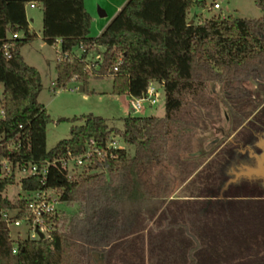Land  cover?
<instances>
[{
	"label": "trees",
	"instance_id": "16d2710c",
	"mask_svg": "<svg viewBox=\"0 0 264 264\" xmlns=\"http://www.w3.org/2000/svg\"><path fill=\"white\" fill-rule=\"evenodd\" d=\"M29 2L41 5L43 41L54 45L60 39L61 54L79 46L103 47L102 62L93 72L75 58L58 59L57 87L75 76L85 87L90 77L108 74L113 94L140 97L151 80L159 81L164 116H128L122 129L109 128L104 117L92 113L60 118L72 123L69 137L47 149L51 117L38 100L41 76L20 52L35 36L24 9ZM194 2L126 0L93 37L83 0H0V157L12 164H41L79 156L91 147L90 140L105 148L111 132L134 147L132 156L125 148L93 155L71 176L54 161L45 178H21L23 191L52 187L60 201H79L83 209L66 230L52 232L51 239H13L0 219V264H264V252L257 251L244 262L227 260L239 236L264 230L263 178H234L227 171L231 162L253 165L255 157L232 156L238 144L231 142L217 151L219 156L202 157L201 151L193 156L191 151L200 115L210 114L220 100L208 92L209 83L220 84L226 94L224 104L240 141L254 143L264 129V118L243 125L264 104V0H254L262 12L259 18L213 16L196 24L186 20ZM16 33L23 35L13 38ZM250 80L257 82L253 89L244 85ZM10 139L14 148L8 147ZM14 181L13 173L0 174V208L25 209L24 197L11 200L3 193ZM176 188L193 199L167 201ZM219 242L228 248L215 257L210 249ZM95 253L104 260L97 261Z\"/></svg>",
	"mask_w": 264,
	"mask_h": 264
},
{
	"label": "rangeland",
	"instance_id": "374dc122",
	"mask_svg": "<svg viewBox=\"0 0 264 264\" xmlns=\"http://www.w3.org/2000/svg\"><path fill=\"white\" fill-rule=\"evenodd\" d=\"M203 1V4L194 2V4L189 8L191 13L201 14L204 18H210L212 14L218 13L219 10H208L211 6L213 0H196ZM221 5V11L226 14H231L234 16H239L242 18H259L256 12L259 13V8L255 5L254 0H216ZM101 4L98 0H91V7L93 8V14L98 20L97 15V5ZM28 21L31 24V33H35L33 39L23 45L20 52L25 60V62L33 67H35L41 76L42 90L38 95V100L42 103L47 112L51 117V121L46 126V148L51 149L59 140L66 139L69 137V129L72 125L71 122L65 120H59L60 118H72L74 116L79 117L83 114L92 113L94 115L102 116L106 119L109 128H123V119L128 116H151V115H161L164 109V90L163 87L157 84L159 98L157 102L153 105H149L147 102L144 103V108L133 112L130 107V102L128 96L115 95L111 91L112 76L104 75L103 77H90L83 88L79 91V86L81 83L74 81L73 78L70 80L65 87L56 86V69L55 65L58 61L59 43L54 45H49L43 41L42 36V12L39 8H31L29 4L25 6ZM32 19V21H31ZM94 18L91 16L90 31L92 36L97 35L96 26L97 23L94 22ZM22 36L23 34L20 33ZM99 35V34H98ZM11 35L9 34V37ZM100 51V48H97ZM103 50V49H102ZM93 57V55H92ZM93 72V71H90ZM244 85L247 88L253 89L254 84L252 81L245 82ZM3 87L0 84V98L2 95ZM208 92L212 96H217L220 98L218 104L213 105L210 114H201L198 122V129L194 131V135L191 138V151L193 156H198L200 151L202 152V157L205 156H219L217 149L219 146L226 142L228 137L238 138L232 132V125L229 121L225 120V113H228V108L225 106L224 100L226 99V94L221 89L220 84L208 85ZM250 110V108H248ZM229 114V113H228ZM264 118V104L254 112L251 120L259 124L261 119ZM79 124L81 122H75ZM264 139V134H262ZM217 139V140H216ZM2 136H0V141ZM108 141H111L115 145H119L125 148L127 154L132 156L134 153V147L124 143L123 139L116 132H111L109 134ZM208 145V147H206ZM190 156L191 153L189 154ZM234 166H229L228 171L230 175L241 176H257L255 173H249V170L245 166L235 167V164L231 162ZM70 167H73L71 165ZM81 167L75 166L72 170L79 171ZM260 174L264 175V171ZM264 180V177H263ZM264 182V181H263ZM262 183H260L261 185ZM3 193L11 200H16L27 193L20 188L19 181L16 179L12 184H9ZM57 196L58 193L53 191L50 196ZM58 199V198H57ZM60 208L61 214V226L60 228L64 231L68 228L69 222L74 215L81 214L82 204L79 201H59L56 204ZM10 235L15 239L16 235H24V226H14L9 227ZM249 234V233H248ZM251 234V233H250ZM227 241V240H226ZM225 241V242H226ZM225 242H219L212 245L210 252L213 256H217L220 253L225 252L226 244ZM228 244V243H227ZM217 245V246H215ZM236 249L232 251L231 256L227 259L229 262H235L237 260H242L243 262L247 260L255 251L264 252V230H256L253 234L249 236H239L234 244ZM215 256V257H216ZM212 257L213 260L217 258ZM196 260H202L195 257ZM208 258L203 257V260ZM97 261H103L104 256L101 254H96ZM197 260V261H198ZM212 260V261H213ZM223 264L225 262L223 261Z\"/></svg>",
	"mask_w": 264,
	"mask_h": 264
},
{
	"label": "built area",
	"instance_id": "2783aa9c",
	"mask_svg": "<svg viewBox=\"0 0 264 264\" xmlns=\"http://www.w3.org/2000/svg\"><path fill=\"white\" fill-rule=\"evenodd\" d=\"M31 8L36 6L35 2L28 3ZM214 8H219L218 2H213L212 5ZM20 33L13 34V38H19ZM57 43H60V39L56 40ZM4 48H8V45H4ZM97 48L100 46L89 45L79 46L75 51L61 54L60 48L57 57L60 60H72L77 59L82 62L88 71L97 70L102 62V51H98ZM93 55V57H92ZM114 70H117V66L114 67ZM76 81V76L73 78ZM157 84L163 86L162 82L151 80L144 93L140 97H133L130 101V107L133 112H137L144 108V103L147 102L150 106L157 102L159 98V92ZM2 111L0 110V116ZM13 139H10L8 147L14 148ZM91 147H87L86 151L79 156H65L52 161L44 160L41 164L32 161H16L14 164L11 163L10 159L6 156L0 157V174H10L13 173L16 179L19 181L23 177L31 176L34 174H39L42 178H45L46 173L48 172L50 162L59 161L60 164L67 168L68 176H71L76 171L72 170L73 167H81L84 164L90 162L93 155L104 156L109 149L114 148H123L119 145H115L111 141L106 142L105 148H97L93 140L89 141ZM16 147H19L17 143ZM73 165V167H70ZM80 170V169H79ZM21 188V186H20ZM55 192V189L52 187L25 191L27 194L23 195L26 199L25 209L20 207L14 208H0V219L4 220L8 226H24L25 233L24 235H16L15 239L19 237H28V238H49L51 239V234L54 231L62 230L61 226V214L60 208L56 205L60 201L59 194L56 196H50V193ZM58 198V199H57ZM40 233L43 234V237L40 236ZM14 239V238H13ZM13 251L16 250V246L12 248Z\"/></svg>",
	"mask_w": 264,
	"mask_h": 264
},
{
	"label": "crops",
	"instance_id": "0c3cea01",
	"mask_svg": "<svg viewBox=\"0 0 264 264\" xmlns=\"http://www.w3.org/2000/svg\"><path fill=\"white\" fill-rule=\"evenodd\" d=\"M98 1L101 2V4L97 5V15L99 16V18H103L101 21L96 19L95 18V14L92 13L93 12V8L91 7V0H83L85 9L89 13V15L92 16V18H94V20H95L94 22L97 23L98 21H100V22H98V25L96 26V29L98 28L97 29V35L102 32V30L105 28V26L111 21V19L116 15V13L122 8V6L126 2V0H98ZM195 2L199 3L200 1H196L195 0ZM213 2H217V1L213 0ZM213 2L211 3V6L208 7V10L214 9V10H219V11H218V13L212 14L211 17L220 16V17L224 18V17H226L228 15H231V14H226L223 11H221V5L220 4H219V8H214L212 6ZM27 4L28 3H26L25 6ZM35 4H36V6L34 8H39V9H41V12H42L41 5L38 4V3H35ZM24 9H25V7H24ZM25 13H26V10H25ZM256 14H257V16L262 15L261 10H259V13L256 12ZM26 18H27V14H26ZM205 19H208V18H204L201 14H198L196 12L195 13H191V11L188 9V12H187V15H186V20H187L188 23H194V24L201 23ZM27 21H28V18H27ZM31 21H32V19H31ZM28 27H29V31L31 32L32 28H31V24H30L29 21H28ZM90 35H91V31H90ZM93 37H95V36H93ZM100 49H101L100 51H103L102 50L103 47L100 46ZM251 81L254 84V86L257 84L256 81H254V80H251ZM81 85L82 84H80V86ZM111 91H112V85H111ZM125 95L128 96V98H129L128 102H130L131 99L133 98L130 94L126 93V94L119 95V96H125ZM245 111H248V110H245ZM164 114H165V108L161 112V115H151V116L163 117ZM253 114L254 113H252L251 115H249L246 118V120L243 123V125H245L248 121H253V120H251V117H253ZM225 120L227 121V123H229V121L231 123V116L228 113H225ZM232 132H234V134L236 135V131L232 130ZM262 134H264V129H262V132L258 133L257 139H256V141L254 143L240 141L239 138H235L234 139V138L228 137L226 142L222 143L219 146V148L217 149V151L220 148L224 147L225 144H227L228 142H231L233 144H238V148L234 151L232 156H254L255 157V162H254L253 165L243 164V165H235V167L245 166L249 170V173H255L257 176H260V177L263 178L264 175L260 174L262 171H264V139L262 137ZM206 147H208V145ZM217 151L215 153H217ZM221 156H229V155L221 154ZM229 166H234V165H228V168H229ZM228 168H227V171H228ZM234 178H238V177L234 176ZM260 183L263 184L264 182L262 181ZM182 194H183V191H181L180 188H176V189H174L171 192V194L168 197L167 201L168 200H174V199H179L181 201L189 200L190 198L193 199L192 197L188 198L186 196H183ZM172 208H173V211H175L173 206H172ZM148 227H149V224H147L146 227L142 229V232L146 233ZM176 232H179V234H186V232L181 230V229H177ZM192 244H195V241H192ZM190 245H191V243L190 244L188 243V245H186L183 249L185 251H187L188 247H190Z\"/></svg>",
	"mask_w": 264,
	"mask_h": 264
},
{
	"label": "water",
	"instance_id": "95a60500",
	"mask_svg": "<svg viewBox=\"0 0 264 264\" xmlns=\"http://www.w3.org/2000/svg\"><path fill=\"white\" fill-rule=\"evenodd\" d=\"M100 14V13H99ZM102 15V14H101ZM83 90V86L81 85L80 87H79V91H82ZM40 236L41 237H43V234L42 233H40ZM96 254V253H95Z\"/></svg>",
	"mask_w": 264,
	"mask_h": 264
}]
</instances>
